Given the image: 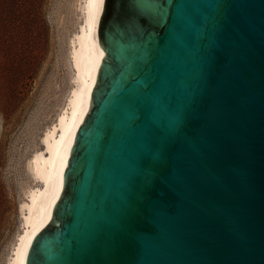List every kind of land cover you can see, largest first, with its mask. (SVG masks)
<instances>
[{
	"label": "water",
	"instance_id": "water-1",
	"mask_svg": "<svg viewBox=\"0 0 264 264\" xmlns=\"http://www.w3.org/2000/svg\"><path fill=\"white\" fill-rule=\"evenodd\" d=\"M97 43L24 264H264V0H103Z\"/></svg>",
	"mask_w": 264,
	"mask_h": 264
},
{
	"label": "rangeland",
	"instance_id": "rangeland-1",
	"mask_svg": "<svg viewBox=\"0 0 264 264\" xmlns=\"http://www.w3.org/2000/svg\"><path fill=\"white\" fill-rule=\"evenodd\" d=\"M79 0H0V264L33 185L28 160L71 86L68 40Z\"/></svg>",
	"mask_w": 264,
	"mask_h": 264
},
{
	"label": "bare ground",
	"instance_id": "bare-ground-1",
	"mask_svg": "<svg viewBox=\"0 0 264 264\" xmlns=\"http://www.w3.org/2000/svg\"><path fill=\"white\" fill-rule=\"evenodd\" d=\"M102 3L79 0L80 20L68 40L71 86L62 108L41 135V148L35 150L28 168L34 184L19 204L20 229L11 245L7 264H24L32 238L50 219L52 207L62 187V172L72 141L87 112L100 51L97 28Z\"/></svg>",
	"mask_w": 264,
	"mask_h": 264
},
{
	"label": "flooded vegetation",
	"instance_id": "flooded-vegetation-1",
	"mask_svg": "<svg viewBox=\"0 0 264 264\" xmlns=\"http://www.w3.org/2000/svg\"><path fill=\"white\" fill-rule=\"evenodd\" d=\"M112 0H108V3H110Z\"/></svg>",
	"mask_w": 264,
	"mask_h": 264
},
{
	"label": "snow or ice",
	"instance_id": "snow-or-ice-1",
	"mask_svg": "<svg viewBox=\"0 0 264 264\" xmlns=\"http://www.w3.org/2000/svg\"><path fill=\"white\" fill-rule=\"evenodd\" d=\"M100 2L102 3V2H103V0H100Z\"/></svg>",
	"mask_w": 264,
	"mask_h": 264
}]
</instances>
